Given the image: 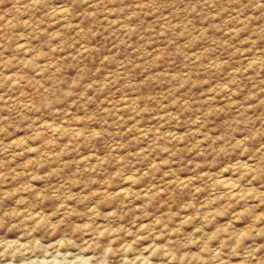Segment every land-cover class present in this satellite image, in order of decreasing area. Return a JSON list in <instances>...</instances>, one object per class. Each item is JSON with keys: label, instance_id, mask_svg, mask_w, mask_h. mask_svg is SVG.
<instances>
[{"label": "rangeland", "instance_id": "obj_1", "mask_svg": "<svg viewBox=\"0 0 264 264\" xmlns=\"http://www.w3.org/2000/svg\"><path fill=\"white\" fill-rule=\"evenodd\" d=\"M0 264H264V0H0Z\"/></svg>", "mask_w": 264, "mask_h": 264}, {"label": "bare ground", "instance_id": "obj_2", "mask_svg": "<svg viewBox=\"0 0 264 264\" xmlns=\"http://www.w3.org/2000/svg\"><path fill=\"white\" fill-rule=\"evenodd\" d=\"M224 180H225V179H224ZM223 185H225V187L231 189L232 186L235 185V184H234V182H232L231 179H226V180L224 181V184H223Z\"/></svg>", "mask_w": 264, "mask_h": 264}]
</instances>
